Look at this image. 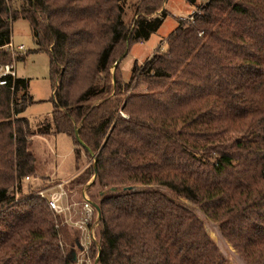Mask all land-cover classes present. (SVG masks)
Here are the masks:
<instances>
[{
    "label": "trees",
    "instance_id": "obj_1",
    "mask_svg": "<svg viewBox=\"0 0 264 264\" xmlns=\"http://www.w3.org/2000/svg\"><path fill=\"white\" fill-rule=\"evenodd\" d=\"M125 1L0 0V63L17 58L5 46L26 19L55 81L52 113L35 127L23 116L28 79L0 87V264L74 263L77 230L20 184L35 171L29 140L55 133L72 138V183L95 172L85 187L100 208L97 264H227L193 211L156 188L124 190L133 185L191 201L247 264H264V0H206L122 83L110 66L167 16L150 15L161 0H139L128 26Z\"/></svg>",
    "mask_w": 264,
    "mask_h": 264
},
{
    "label": "rangeland",
    "instance_id": "obj_2",
    "mask_svg": "<svg viewBox=\"0 0 264 264\" xmlns=\"http://www.w3.org/2000/svg\"><path fill=\"white\" fill-rule=\"evenodd\" d=\"M136 1L139 0H128L124 3V20L128 26L132 25L133 20L137 16L135 10L138 9L139 6L133 4L136 3ZM142 1L146 3L148 0ZM205 1L206 0H196L195 3H191L187 0H161L159 6L150 5V7L156 8L150 15L159 14L162 9H165L167 11V16L147 41L136 42L128 46L126 57L119 60L118 63L117 61L114 62L110 66V74H113L117 69L118 72L121 73L119 80L122 83L128 82L133 62L136 61L138 65H142L156 50L160 52L163 51L166 47L165 38L178 26V19L190 18L198 10L199 5L203 4ZM11 31L12 44L14 47L22 45L23 50L17 53V58H14L10 64L14 66L17 77L28 79L29 81L28 93L34 99V102L26 107L23 116L29 120L32 127H35L39 125V122L43 118L50 117L54 107L52 87L55 81L51 77V57L47 50L38 48L34 42L29 22L26 19L19 18L14 20L11 25ZM123 47L122 45L118 48V53L123 51ZM141 90H144L143 87H139L133 91L137 92ZM122 115L125 114L123 113ZM29 150L35 158V171L30 175V180H20L23 191H27V189L29 190V188H31L34 192L36 190L38 191L43 185H48L53 181H67L69 202L72 203L76 210L81 203V195L83 192L88 195L91 201L98 202L95 196L96 189L92 188L88 191L85 187L93 177H90L84 185L71 182V178L76 172V158L71 137L63 133L36 135L29 140ZM92 161V157L85 155L84 151L81 152L80 162L83 167H87ZM153 188L162 191L166 196L184 205L197 215L203 222L206 232L225 257L227 264H247L222 236L217 223L205 216L191 201L183 197L175 196L164 187L155 185H133L132 190ZM105 191L109 190L105 189ZM63 225L67 226L65 224ZM67 227V232L72 234L73 232L69 229L71 227ZM93 231L96 239L97 223L94 225ZM59 243L61 247H68L64 235L62 234H60ZM73 249L77 252L75 246ZM88 255L92 262H94L95 259L91 256L90 251Z\"/></svg>",
    "mask_w": 264,
    "mask_h": 264
},
{
    "label": "built area",
    "instance_id": "obj_3",
    "mask_svg": "<svg viewBox=\"0 0 264 264\" xmlns=\"http://www.w3.org/2000/svg\"><path fill=\"white\" fill-rule=\"evenodd\" d=\"M5 47L11 50L13 54L23 50L22 45L14 47L12 43L7 44ZM15 76L16 72L12 64L0 63V87L7 86L8 77L14 78ZM30 178V176H24L23 181H28ZM36 194L47 201L48 208L53 215L62 218V224L77 230L78 239L75 246L77 252H75L73 264H94L88 254L91 243L95 241L93 228L97 223L98 213L88 195L85 192L82 193L81 203L76 210L69 202L67 181H53L48 186L36 191Z\"/></svg>",
    "mask_w": 264,
    "mask_h": 264
},
{
    "label": "water",
    "instance_id": "obj_4",
    "mask_svg": "<svg viewBox=\"0 0 264 264\" xmlns=\"http://www.w3.org/2000/svg\"><path fill=\"white\" fill-rule=\"evenodd\" d=\"M92 157H94V156L92 155ZM94 177H95V172H94L93 178ZM112 189L114 190V188H112ZM124 190H132V186L124 187ZM91 202H92V205L94 206V208L96 209V211L98 213V219H99L100 218V208H99V205L96 202H93V201H91ZM70 254H71V259L74 261L75 260V251H74V249H71ZM98 256H99V252L97 253V256L95 258L94 264H97L98 263Z\"/></svg>",
    "mask_w": 264,
    "mask_h": 264
}]
</instances>
